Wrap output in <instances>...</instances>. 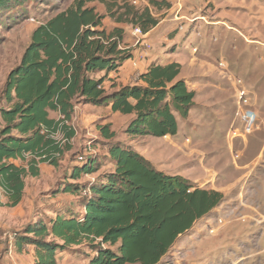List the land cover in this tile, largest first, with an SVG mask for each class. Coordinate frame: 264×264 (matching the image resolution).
<instances>
[{
    "label": "trees",
    "instance_id": "trees-1",
    "mask_svg": "<svg viewBox=\"0 0 264 264\" xmlns=\"http://www.w3.org/2000/svg\"><path fill=\"white\" fill-rule=\"evenodd\" d=\"M25 1L0 0V12ZM90 1L75 0L37 27L19 66L8 75L4 96L10 107L0 111L5 123L0 131V207L17 206L25 179L38 177L40 164L57 167L71 150L75 105L133 115L124 132L134 138L176 135L177 116L186 118L194 105V92L178 79L179 63H154L136 84L108 92L103 86L107 74L118 71L132 54L121 48L123 29H102V18L85 7ZM146 1L170 8L165 1ZM128 15L143 34L158 24L148 9ZM49 112L60 118L50 119ZM98 130L108 141L113 169L80 184L81 176L98 172L100 164L94 156L79 162L69 176L74 184L64 183L62 191L78 193L82 211L65 208L47 222L38 217L14 234L17 252L33 249L32 264H58L57 252L83 242L95 253L89 264H161L177 239L223 200L221 193L167 175L131 147L116 144L110 124Z\"/></svg>",
    "mask_w": 264,
    "mask_h": 264
},
{
    "label": "rangeland",
    "instance_id": "rangeland-1",
    "mask_svg": "<svg viewBox=\"0 0 264 264\" xmlns=\"http://www.w3.org/2000/svg\"><path fill=\"white\" fill-rule=\"evenodd\" d=\"M74 1L28 0L8 12H0V111L10 107L5 101V84L10 72L19 66L23 53L31 42L32 33L41 24L69 8ZM157 1L167 2L170 4V8L162 5L158 9L149 5L146 0H139L136 5H133L130 0H91L86 3L85 7L93 8L94 12L102 18V29L108 32L114 28L123 29L124 45L121 48L129 52L135 51L132 47L133 41L129 39V36L131 31L133 36L136 26L130 23L132 17L128 13L142 12L148 9L158 23L167 18L166 23L170 22L172 31H174L172 32L173 36L179 32L187 31L184 28L185 23L194 24L190 30L193 35L191 34L189 40H200L201 38L203 41L202 43L193 42L198 46L196 45L197 48H193L191 52L209 60L206 62L212 64L211 70L206 74L210 78L213 77L214 80L216 78L222 82V88H224L222 98L214 97L209 100L212 108H207L209 105H204L201 110L198 100L201 96L197 95V103L194 102L189 110V112L195 111L196 115L193 116V119L200 130L212 123H216L221 128L220 140L215 145L220 156L215 162L206 160L207 163L204 165L209 164L208 166L214 169L215 166L220 168L222 174L227 177L233 174L234 176L242 174L244 178L243 200L245 198L244 205H240L237 201L239 190L236 187L231 193L227 191L222 193V191L210 189L211 185L208 183L203 187V185L200 186L189 181L199 189L207 188L205 190L224 194L220 204L224 203L231 209L237 205L234 211L236 215L227 209H224L221 216H218V213H208L209 216L207 214L204 221L194 223L193 237L190 236V239L185 238L184 235L179 237L175 247L161 264H264V222L261 223L264 221V8H262L264 0H254L256 5L259 4L256 6V10L250 0H229L230 4H227L228 8L226 9L228 19L224 21L219 19L215 23L207 22L208 20H205L201 12L193 14L190 18H185L180 13L183 9V0ZM178 3L181 5L179 12H177ZM200 21L207 26L205 30H201L202 37L199 27L195 25ZM181 26L182 30L179 28ZM133 37L135 46L140 48L139 59L134 61V66L138 65L137 70H140L143 69L142 63L148 60L147 56L153 48H149L151 44L146 43L145 36L142 39ZM139 40L143 44L146 43V47L142 44L136 45ZM146 48H149L147 55L145 54ZM221 61L227 66L230 74L240 78L246 88L250 90L253 111L259 121L258 129L247 136L243 142L235 140L232 144L231 141L225 139V134L230 127V122L233 121L238 106L236 95L238 88L233 86L228 78H223L218 73V63ZM128 64V67L120 68L119 71L107 76L103 84L107 91L113 82L116 83L120 79L119 72L122 73L129 70L130 65L133 66L131 62ZM133 70L130 79L132 83L138 78V74L134 73L135 69ZM210 80L212 85L217 86L220 83ZM195 104L197 105L195 106ZM75 106L70 122L75 131V136L70 144L71 150L65 153L57 167L43 164L40 166L37 178L30 177L25 180V190L19 205L0 209V264L33 263L34 251L32 248L28 247L26 252H17L13 247L14 234L23 230L29 222L35 221L38 217L47 222L54 218L57 212L64 213V209L69 207L78 213L82 211L80 204L82 197L78 193L62 191L64 183L74 184L69 176L72 168L79 163L78 156L87 155L91 151L92 156L96 157L100 164L98 172L81 176L80 184L90 182L93 178L99 179L113 169L107 155L108 141L100 135L98 130L100 126L108 124L107 120L102 118L108 113L104 111L105 107L83 104ZM188 116L183 119L188 120ZM179 118L181 119V117ZM126 119L124 117L119 120L113 119V123L121 124L122 127L126 123ZM199 122L202 123L199 125ZM4 126L5 123L0 112V131ZM115 133L116 144L120 143L125 147L130 145L127 141L129 135L125 132L124 135L122 130L118 129ZM184 151L186 152V150ZM236 155L238 158H235ZM18 164L20 165L21 162ZM213 186L220 190L224 188L218 185ZM241 216L245 219L238 220L237 218ZM219 218L223 220V224L218 225ZM252 218L257 219L256 222ZM259 220L260 223H258ZM209 227H215L216 231L210 234ZM94 255V250L83 242L62 252H57L56 260L58 264H89Z\"/></svg>",
    "mask_w": 264,
    "mask_h": 264
},
{
    "label": "crops",
    "instance_id": "crops-1",
    "mask_svg": "<svg viewBox=\"0 0 264 264\" xmlns=\"http://www.w3.org/2000/svg\"><path fill=\"white\" fill-rule=\"evenodd\" d=\"M250 1H252L254 8L256 10L257 8L256 6H258L259 4L256 5L254 0H250ZM228 3L230 4L229 0H183V9L180 13L184 15L185 18L186 17L190 18L193 14L196 15V13L201 12L205 17V20H208L207 22L210 21L212 23H215L219 19H221L222 21L228 19L226 15V9L228 8L227 5ZM262 8H264V2ZM166 20L167 18H165L163 21L158 23L156 27L152 28L150 31L143 34V37L145 36V39L147 40L146 43L147 44L150 43L151 44L150 48L153 49L151 50L152 52L149 51L151 53L148 54L147 56L148 60L142 63L143 69L140 70H137L139 68L138 65L134 66V61L136 60L138 61L139 59L140 48L135 46V38L132 36V31L130 32L129 39L133 41L132 47L135 49V51L133 52L131 51L132 58L124 62L120 68L122 69L124 67H128L129 65L128 63L130 62L133 64V66L130 65L131 68L122 73L119 72L121 74L120 79L117 80L116 82L117 84L113 82L109 86L108 92H112L118 89L119 87L134 85L137 82V80H135L133 83L130 82L131 76L133 75V71H134L133 69H135L134 72L135 75L138 74L137 77H139V75L145 73L148 67H150L154 63L160 64L162 66L170 63H179L181 65V71L178 76V79L185 81V83L188 86V89L195 93L194 102L197 103V95H199L201 96L198 99L201 105L200 109L202 110L204 105H209L207 106V108L208 107L212 108L210 104L211 102L209 100H212V98L214 97L222 98L224 94L223 93L224 88H222L223 85L222 82L216 80V78L214 80L213 77L210 78L208 74H206L208 71L211 70V65H212L211 63L206 62L208 59L203 56L196 55L197 53L195 54L191 52L193 48L195 49L197 48L196 47L197 43H202L203 40L201 41V38L200 40H195V39L189 40L192 34L190 33V30H192L191 28L194 24L189 25L185 23L184 28L187 29V31L185 33L179 32L175 36H173L172 35V32H174L172 31L173 28L171 27L170 22L166 23L167 22ZM195 25L199 27V32L207 28L206 24L201 21L195 23ZM200 34L202 37L203 33L201 32ZM193 42H197V43H193ZM123 45H124V38H123L122 46ZM173 46H175V48H172ZM147 52L148 50L145 51L146 55ZM120 68L118 69V71L120 70ZM110 73H108L107 76ZM105 74H106L105 72H102L96 74L95 77L99 78L104 76ZM122 76L125 77L122 78ZM210 79H212L213 81L220 82L219 85L217 86L215 84L212 85ZM196 105L197 104H195V106ZM76 108L77 107L75 106V109ZM104 111L108 113L102 118L105 119V121L107 120V123L111 125V131L116 132V130L118 129L120 131L122 130V133L124 134V131L128 123L133 118V115H121L119 113H113L111 112L110 107H105ZM52 113H54V115H52ZM195 115H196L195 111H190L189 116L187 118L188 120L183 118L180 119L179 118L180 116H177L178 131L174 136H165L160 138L152 137V136H143V137L134 138L128 136L129 140L127 141L130 144L129 146H131L133 150L141 154L157 170L167 175L181 176L186 180L190 181L191 183L199 184L200 186L203 185V187L208 183V185H211L209 187L210 189L222 191V193H224V191L231 193L234 187L238 188L239 196L237 197V201H239L240 205H242L243 201L245 202V198L243 200V196H242L243 195L242 191L244 190L243 187L244 178L242 177V174H239L238 176H234L233 174L232 176L227 177L226 175L222 174L220 168H216L215 166L214 169L212 167H209L208 166L209 164H206V166L204 165V163H207L206 160L215 162L220 156V153L219 151L216 150L215 145L220 140L219 133L221 131V128L217 126L216 123H212L210 125L205 126L202 130H200L198 128V124L194 122L193 116ZM121 117L127 118L126 123L122 127L121 124L113 123L114 121L113 119L119 120L121 119ZM49 118L58 120L60 118V115L57 112H49ZM199 118L202 120L201 117ZM201 123L202 122H199V125ZM204 125L206 124L204 123ZM223 140H224V136H223ZM188 144H190L193 147H188L190 146ZM184 150H186V152ZM41 165L43 164L39 165V172ZM170 171H173L174 173ZM219 176H224V177L220 178ZM28 178L30 177H27L25 180H27ZM213 185H218L219 187H224V188L223 190H220ZM222 195L224 197V194ZM1 202L3 204L7 203V198L3 196V194L1 196ZM236 206H234V208L231 209L228 205H224V203H222L218 205L216 208H214L210 212V214L218 213L217 215L221 216L223 214L224 209H227L230 211V213L234 214L235 213L234 211L236 210ZM2 208L3 207H0V209ZM206 217L207 216L202 217L201 219L196 221L195 224L204 221ZM240 218L237 219L238 220L245 219V217L243 216H241ZM252 220L256 222L257 219L255 220L254 218H252ZM260 222L261 221L259 220L258 223ZM263 222L264 221H262L261 223ZM194 227H192V229H190L185 234H183L185 238L190 239V236L193 237L192 232Z\"/></svg>",
    "mask_w": 264,
    "mask_h": 264
},
{
    "label": "built area",
    "instance_id": "built-area-1",
    "mask_svg": "<svg viewBox=\"0 0 264 264\" xmlns=\"http://www.w3.org/2000/svg\"><path fill=\"white\" fill-rule=\"evenodd\" d=\"M139 0H130V2L133 5H136ZM178 10L179 12L181 10V5L178 3ZM176 16V15H175ZM180 30H182V26L179 27ZM133 36L136 38L142 39L143 33L141 29L136 26L133 30ZM142 44L144 47H146V43L143 44L142 41H137L136 45ZM150 48V46H149ZM149 48H146L148 50ZM218 73L223 78H228L230 82L233 84V86H236L238 88L237 90V99H238V106L236 108L233 121L230 122V127L228 128L225 136L228 141H231L233 143L235 140H239L243 142L245 138L249 135H251L255 130L258 129L259 121L256 119L255 113L253 111V105H252V98H251V92L246 88V85L242 83V80L240 78L233 77L227 66L221 61L218 63ZM252 107V111L251 108ZM92 156V152L90 151L87 155L84 154L82 156H78V161L80 163L87 162L88 158ZM235 158H238L236 155ZM93 180V179H92ZM87 192H83V195H86ZM218 225L223 224V220L219 218L217 220ZM216 231L215 227H209L208 232L210 234H213Z\"/></svg>",
    "mask_w": 264,
    "mask_h": 264
}]
</instances>
